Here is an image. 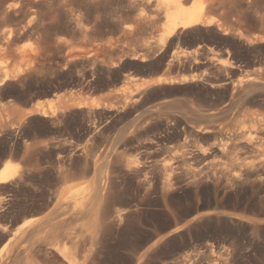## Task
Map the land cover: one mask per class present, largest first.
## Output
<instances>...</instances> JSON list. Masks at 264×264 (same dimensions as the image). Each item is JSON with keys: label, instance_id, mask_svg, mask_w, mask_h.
I'll return each mask as SVG.
<instances>
[{"label": "rangeland", "instance_id": "rangeland-1", "mask_svg": "<svg viewBox=\"0 0 264 264\" xmlns=\"http://www.w3.org/2000/svg\"><path fill=\"white\" fill-rule=\"evenodd\" d=\"M227 1L228 0H226V2ZM230 1H231V3H230ZM29 2H31V0H0V18H1L0 19V26L3 25V27H8V26L12 27L13 26L12 23H14V25H15L14 27L18 28L19 25H21V27H22V25H25V23L27 21V13L30 12L32 7H35V4H29ZM228 2L224 3V1H223V5L216 8L217 10L220 9V12L223 10L220 15H218L220 12L219 13L217 12L216 14H217V16L222 17V19H221V17H220V19L223 20V21H221L222 24H224L223 29L224 30L227 29L226 30L227 42L221 41L216 36H214L215 39H212V38H214L212 35L203 34L201 37L197 36V38H198V42L196 43L197 45L196 44L190 45L186 42V43L178 46L179 48H177L176 52H180V53L189 52L187 50H190V51H192L193 49L195 50V49H197L196 48V46H197L198 47L197 63L199 65L198 68H200L202 71L200 69H197L196 72L193 71V75H195V76L197 75V71L199 72L195 78L200 79L202 77L207 78V76H209L208 78L212 77L211 79L217 80L220 83V85L228 84V87H230V86L232 87L237 82L236 80H239L240 78L242 79V78L248 77L254 71H260V70L264 71V0H229ZM20 3L23 4L22 12H20L18 9L14 13H13V11H11V16L12 15L14 16L13 21L16 20L15 22H13L11 19V21H12V23H11L10 20L5 19L4 15H1V13H3V11L5 10V8L7 6H9V5L15 6L16 4L21 5ZM36 3H38L37 11L39 13L44 15V14H47L49 12V10L51 11V9H52V10H54L53 12H55L54 15L57 16L56 17L57 21H59L63 24L60 25V28H59L60 30L59 29H56V30L50 29L48 34L46 35V37L48 36L47 37L48 39L47 40L45 39L46 41L43 40V43L42 42L39 43L40 41L38 42L39 44L42 45V47H41V45H39L37 43L38 37H39L38 35L29 36L26 39L16 43V46H15L16 50H17V48H18V50H20V48H21L23 50L28 51V53L30 52V54H31V52L33 53V52L37 51L39 48L38 47V45H39L40 46L39 49L42 48L41 50L38 51V55L40 56L39 59L41 58V56H42V59L44 57L45 60L43 59L42 62H44L45 65H44V63L41 64V66L39 67L40 69L38 70V72H40V74L37 73L35 77H32L33 79L32 78L26 79L20 85V89L18 86L16 88L15 92H13L12 90H7L6 96L3 97L0 95V105L2 103V105L0 106V113H1L0 115L2 116V118L0 117V120H1L0 125L2 123H4L3 121H5V120L6 121L4 124H7V125H4L5 128L4 127L0 128V130H9L10 127L6 129V126L8 127V125L11 126L12 124L15 125L18 122V119H19L18 116H20V113L24 112L25 109H28V107H30V105H33V103H36L37 101H38L37 103L42 102L43 106L46 109H49L50 107H52V106H49V104H52L53 107L59 105V103H56L57 102L56 101L57 95L58 96L61 95V97L65 96L67 98V100L69 99V97H71L70 99H72V100L77 99V101L96 102V103L99 102L98 104H100L101 107L104 105L105 102H106L105 105H107V104L109 105V103H107V102H109L110 100L112 101V99L115 98V99H113V102L110 101L111 102L110 104H112V105L116 104V106H117V105H121L120 102H121V100L123 101V99H124V97L122 99V96L124 94H126L127 84L131 80H132V82H133V80H135L137 82V81H140L141 79H145V78L148 79L149 77H150L149 79H151V78H155L154 76L157 77V76H161V75L166 74V73L171 77H176V75L178 77H179V75L182 77L183 76L190 77L192 75L191 72L189 73L186 70L182 71V72H176V71L175 72L174 71L167 72L166 70H164V67H162L160 65L158 66V64H156V63L154 64L153 60H152L153 62L151 61V62L147 63V65H145L144 70L137 71L138 69L136 66L128 65V67L125 68L122 72H120L119 69L116 67L109 74L100 73L99 69H97L99 67H97V66H100L101 62H102L101 65H103L105 63L106 64H111V63L116 64L117 61L120 60V57H122V53H120V52L122 50H124V47L125 48L128 47L125 49V51L126 50L128 51L129 49L134 48L133 44L131 43L130 45H128L130 42L125 41L126 44L128 43L126 45L125 43H123L124 41L117 40L116 37L118 35L116 33L113 35L112 34H108V35L103 34V39H102V37L98 38L99 41H94L92 39H91L92 40L91 41L90 39H87V38L83 39V36H80L78 34L76 35L74 33H73V35H71L72 31H69L71 26L68 25L69 24L68 21L70 20L69 14H65L66 12H63L62 10L58 9L57 5L53 6V8L48 10L47 8H45V5L41 0H37ZM226 5H227V7H225ZM1 7H2V9H1ZM25 7L29 8V9H27L25 11V9H26ZM228 7L229 8L231 7L230 8L231 11H229ZM28 10H29V12H28ZM45 10H47V11H45ZM232 10H233V12H232ZM228 11H229V13H228ZM223 12H224V14H222ZM22 14H24V16H21ZM59 14H60V16H59ZM222 15H227V16H222ZM2 16L4 18H2ZM59 18L63 22L60 21ZM67 18H68V20L66 22ZM225 19H227V21H225ZM21 20L24 22V24ZM82 23L84 25H91V24L84 23V22H82ZM21 27L18 28V32L15 34V37L17 35H18L17 37L25 35V32L21 31L22 30ZM0 28H2V27H0ZM61 30H62V32H61ZM66 30H68V31H66ZM50 32H51V34H50ZM55 34L57 36H55ZM59 36H61L62 38L64 37V38L61 39V37H59ZM77 36H79V37L77 38ZM238 36H242L241 40H240V38H238ZM57 37H59V39L61 41L63 40V42L59 43L58 41H60V40ZM112 37H113V39H112ZM194 37L195 36H190L188 39H191ZM107 38L112 39V41H108ZM54 39H56L58 41L56 42V40H54ZM199 39H201L200 40L201 42L199 41ZM231 39H233V40H231ZM247 39L250 40L251 42L247 41ZM35 40H37V41H35ZM64 40H65V44H63ZM244 40L248 43H246ZM47 41H49L51 44H54L53 46L56 48L52 50V48H51L52 45L50 44L51 49H48L49 44ZM71 41H72L73 45H72ZM73 41H75V42H73ZM104 41L105 42L107 41L106 42L107 44ZM44 42L46 43V45L48 44V46H46L44 44ZM89 42H90V44H89ZM222 42H223V45H221ZM58 43L59 44L62 43V45H58ZM101 43L104 46L103 45L100 46ZM109 43L112 46H113V44H114V46L116 44L115 48H113L114 46L111 48L110 47L111 45ZM224 43L227 46H225ZM105 44L107 45V47ZM124 44H125V46L121 47ZM70 45H71V47H70ZM43 46H46V47H43ZM60 46H62V47H60ZM22 47H24V48H22ZM116 47H118L119 49L121 48V51L118 52ZM32 49H34V51ZM43 49L44 50L46 49V50L42 52ZM50 50H51L50 53L46 52V51H50ZM181 50H182V52H181ZM98 51H101V53ZM52 52H53L54 56H53ZM199 52H200V54H199ZM208 52H210V53H208ZM45 53L46 54L48 53V54L46 55ZM109 53H111V54H109ZM55 54H56V56H55ZM57 55L59 56L58 58H57ZM64 56H65V58H64ZM150 56H151L150 58H153L152 55H150ZM199 57H201V58H199ZM208 58L210 61L208 60ZM213 58H215V59L211 60ZM105 59L107 60V62ZM111 59H113V60H111ZM116 59H118V60L116 61ZM67 60L69 62H67ZM211 61H212L211 64L214 63L213 68H211L210 66L207 67V64H209ZM217 61H218V63H217ZM219 61H220V64H219ZM221 62L222 63L226 62V64L230 65V66L233 64L232 66H234V68L233 67L232 68H233L234 74L227 72V71H222L223 66H222ZM97 63L99 65H97ZM215 63H217V64H215ZM14 65H15L14 68L18 69L16 67V66H18V64L16 65L13 63L12 68ZM184 65L188 66V63H184ZM200 65H202V66L200 67ZM146 66H147V68H146ZM219 66L221 67V69ZM259 66L261 68H259ZM237 67H239V68H237ZM202 68H204V71ZM155 69H156V71H155ZM213 69H214V71H210ZM187 73L189 75H187ZM114 74H116V75H114ZM117 74L118 75L121 74V75H119L120 76V80H118L119 82L117 81V78H119V77H117ZM174 74H175V76H174ZM202 74L203 75L205 74V75L203 76ZM106 75H107V77H106ZM193 75L191 77H194ZM37 76H38V78H37ZM219 76L222 78H220ZM233 76H234V78H233ZM127 79L129 81H127ZM43 80H45V81L43 82ZM124 80H126V81H124ZM112 81L113 82L115 81V82L113 83ZM116 83H118V84H116ZM123 84H126V86ZM52 86L54 88L61 87V88H59L60 91L58 89L54 90ZM124 86L126 88H124ZM177 87H173L174 92L172 90L170 94L165 96V100H167L169 102L168 104L173 103L174 106H177L178 105L177 103L179 102L180 106L179 105L178 106L181 107V109L178 106H177V108L174 107V109H169V110L168 109L166 110L165 108L161 107L160 104L164 99L156 97L154 95L155 93L153 91V92L149 93V95H150L149 97H148V95L146 96V99H145V97L140 99L139 102L136 103L137 105H135L133 108L126 109V110L118 112L116 114H115V112L114 113L110 112L109 114H105L106 115L105 116L104 114H101L99 111H97V113L93 114L94 116L93 115L86 116L85 114L83 115V112L86 111L85 109L82 111L77 110L74 113L75 115H73V116L71 114L70 115L66 114L65 116H63L65 118L61 117L60 119H58V122L60 120L61 123L59 122V125H56L57 127H54V128L52 127V129L50 127H48V128H50L49 130L48 129L43 130L42 127H40L41 129L38 128L39 127L37 125L38 119L35 116H30L29 118H31V119L26 118V120L23 121L24 122L23 127H22V123H21V130H23V131L25 130L24 134H27V136H24V137H26L25 139L27 141H30L29 142L30 144H34L36 146V148H38L39 150H42V149L44 151H45V149L47 150L48 154L45 152L43 155H40V156L36 155L35 156L36 158L39 157L38 158L39 160L38 159H36V160L40 161V162H36V160H35V165L37 166L36 169H39L40 167L43 168L46 165L45 166L46 168L45 167L43 168L44 170L46 169V171H44L46 173L45 174L46 183L44 182L45 183L44 184L45 189L47 188V190H49V189L54 190V187L57 188V186H54L55 183H56V185H58V183H57L56 179L54 178V174H53L56 171L60 172L61 174L63 173L62 174L63 176L65 175L64 177H65V181L67 183L66 184L67 186L71 185L70 187H81L84 185L82 187L83 189L89 188L88 186L99 187V191H98L99 194L95 198L94 203L89 205V203L86 200H82L80 203L81 209H89L88 211H91V212L82 213V214H80V216L78 215L76 217V219L68 216L66 218V221L64 224V230L66 231V232H64V236L67 237L65 239V245H66L67 249H69L71 252H73V253L76 252V257H77L78 261H80V262L84 261L83 259H85V256L88 254V251L92 247V245H91V231L93 230L92 229V224L94 221L93 220V214L97 213V219H98V214L101 217L100 213L105 211V210L107 211L108 210L107 206H109V205H110L109 206L110 207L109 212L107 211V213H111V215L108 214L109 216L115 215V212L120 211V210H124V208L126 209L125 205H123V204L120 205V204H117L115 202H114V204L110 203V204L106 205L105 200H102V202L99 203L100 198H101L100 194L102 193L101 185H103V183L105 181H107V179L109 178L108 176H111L110 170H108L109 166L112 165L115 160H116V162H119V161H124L125 159H127V160L131 159L133 161H138L141 164H142V162L144 163V161L148 164V161H149V164L150 163H157L158 165H161V164L168 165V164H170V159L175 158L177 156V154L179 156L178 151H181L180 152L181 154H182V152L184 154H187V155L191 154L192 158L189 159L188 161H186V163H184V164L182 162L179 164L180 166L176 170V173L178 172L177 180H176L177 185H176V187L171 189V191H170L171 193L169 192L166 200H162L160 198V195L158 193H156L154 190H152L147 196H142V198L143 197H145V198H143L144 200L142 198L140 200V205L138 207L139 212L136 210V212H134V214L130 213V215L132 217L129 215L128 219L126 220V221H128L129 218L131 217L130 220L125 223V225H127L126 231H128V232L127 233L125 232L123 235H117V236L114 235L110 241L111 244L110 245L108 244L109 247H107L103 251V254L101 253L98 256L100 259L98 257L96 258V259H98L97 260L98 262L95 259L94 264H96V263L97 264H142V263H144V260L142 261V259H141L140 261H138V259L141 256L142 251L144 249L152 247L156 240H158L160 238L167 237L170 234L171 230H176V231L178 230V233L175 234L173 237H171L170 240H172V241H170L169 239L167 240L166 243L168 246L166 245V243H164L165 246L162 245L161 248L157 249L158 251L155 250V252H150V259H148L146 261L147 264H149V263L150 264H179V263H181V264L185 263L186 264L187 259L184 256L188 255L187 253L189 251H190L189 255L191 254L190 257L193 256L192 258H194L196 260L197 264H201L202 260H203L202 264H264V179H263L264 174H261V172H260L262 170V168L264 169V165H263L264 162L258 161L260 158L259 156L264 155V146H262L264 144V126L260 127L261 129H263V132L261 134L257 135V134H254V129H252L251 125L246 121V116L249 114H252V113L264 116V105H263L264 102H262L264 100V88L257 90L258 92L256 91V93H253V94L249 93L248 96L246 95V97L244 96V97H241L240 99L234 98L233 94H231V91L229 93H227L224 89H222L221 91H220V89H218L215 91L216 92L218 91L219 93L218 92L216 93L214 91L213 92L210 91V92H208V96L201 95L200 98L202 99V101L198 104L197 101L191 95L187 96L188 94L182 93V92H184L183 91L184 86H177ZM46 90H51V92H53V93L50 92V94L47 96L36 97L35 99H33L32 103L30 105L28 104L26 106L23 103L25 98L27 99V97L29 95H31L32 93H34V91L40 93V92H46ZM121 93H122V95H121ZM214 93L217 96L214 95ZM256 94H259L263 97H262V99L260 98L258 100V102H256V105H255V103H251L250 100ZM117 95L119 98L117 97ZM151 95H153V96H151ZM19 96H21V97H19ZM210 96H212V97L214 96V97L212 98ZM229 96H231L232 98ZM191 98H193V99H191ZM158 99H160V100H158ZM204 99H206L207 101ZM117 100H119V101H117ZM103 101H104V103H103ZM186 102H187V104H186ZM183 104H184L185 108L182 106ZM8 105H10V106H8ZM185 105L186 106L188 105L187 106L188 109H186ZM214 105L216 107H213ZM199 106H200V110L202 109L203 111H209V109L211 111H213V108L214 109L217 108V110L222 109V110L226 111V113H224V114L218 113L217 114L218 116L215 115V117H213L209 121L197 122L196 119L194 120V117L192 116L191 112H193L196 109L199 110ZM4 107H5V109H4ZM8 107H11V109L13 107V110L18 115L17 118H15L16 115L14 116L10 111L11 109ZM2 109H4L5 111ZM132 109H134V110L132 111ZM226 109H228L229 111H227ZM6 110H9L10 113ZM51 111H53V110L50 109V112ZM2 112H3V114H2ZM122 112H124V114ZM130 112H132V113H130ZM4 113L6 114V116ZM57 113H59V112H57ZM127 113H129V114H127ZM10 114H11V116H10ZM7 115L10 117H13V118H9ZM3 116L6 118L3 119L4 118ZM33 118H35V120ZM56 118H59V114H57ZM74 118H76V119H74ZM2 119H3V121H2ZM10 119H12V120H10ZM13 119L15 120L16 123H11L12 121L14 122ZM235 120H237L236 121V122H238L237 124L235 123ZM36 121H37V123H36ZM30 122H32V124ZM179 122H185L187 124L197 123L199 125L201 124L202 126L206 125L208 127H212V128L214 127L215 128L214 130L217 132V134L209 135V137L208 136H201V137H199L200 139L197 138L198 140L196 138H194L190 135H186V134L183 135L184 137H182V136L178 137L177 133L174 132V129H177L178 131H180ZM10 123H11V125H10ZM165 123H168L169 127L172 130V131L170 130L171 133L170 132L164 133L165 130L161 125L165 124ZM145 126H146V130L144 128ZM242 130H244L246 132H250V133H252V135H254L253 136L254 137V143H256V144L254 145V149H252L251 152L249 149L248 150L245 148L243 149L242 148L243 146L241 147L240 145L235 144L236 142L231 141L232 135L234 133H238ZM31 131L32 132L34 131L33 132L34 134ZM29 132H31V133H29ZM155 138H157V139H155ZM159 138H160V140H159ZM162 140H164V141H162ZM36 141H37V143H36ZM40 141H42L43 143ZM46 141L49 144H47ZM184 142L186 144H184ZM38 143L39 144L42 143L43 145L41 144V146H40ZM44 143H46V145H44ZM212 144H213V146H212ZM38 145L40 146V148ZM46 146H48V147L45 148ZM140 146H142V147H140ZM49 147H50V149H49ZM210 147H211V149H210ZM220 147L223 149H221ZM184 148H186L187 151L182 150ZM221 150H223V153L221 152ZM259 150H261V151H259ZM203 151H205L206 153ZM188 152H190V153H188ZM200 152H201V154H200ZM203 153L206 155V157L202 156ZM147 154H148V156L150 154L149 158H148ZM157 154H158V156H157ZM194 154H196V155H194ZM98 155L104 156L107 160L104 157H102L103 158L102 159L100 156L98 158ZM172 156H175V157H172ZM40 157H41V159H40ZM96 157H97V159H96ZM144 158H146V159H144ZM194 158H198V159H194ZM18 159L11 158L10 160L11 161L13 160V162L15 161V163H19L20 159L19 160ZM70 159H71V161H70ZM100 159H102L101 160L102 162L99 161ZM150 159H151V161H150ZM94 160H97L98 163L100 162L99 164L96 165L97 166L96 170H92V171L88 172L87 174H82V172L80 170L84 167V165L86 163L88 165H90V164H92V162ZM103 160H105V161H103ZM153 160H156V161L154 162ZM106 162L109 165L108 167L104 166V164ZM167 162H168V164H167ZM188 162L190 164H188ZM68 163H69V165H68ZM146 163H144V165H147ZM171 163H172V161H171ZM37 164H39V165H37ZM184 165H185V167H184ZM251 166H252V169H250ZM247 167H248V171L246 172ZM257 167H258V170H257ZM179 168H181V169H179ZM192 168L194 170L198 169L197 171L199 172V173L197 172L198 174L195 177V179H197V178L199 179V181H197V182L200 184L199 185V193L196 196L193 194V190H192L193 187H191L189 185L190 184L189 182L192 181L193 177L188 173L191 170H193ZM253 168L256 170H254ZM244 169H245V171H244ZM179 170L181 171V173ZM186 170H187V172H186ZM188 170H189V172H188ZM238 171H239V173H238ZM254 171H255V174H254ZM47 172H50V174ZM51 173L53 174V176ZM101 173L103 174V176H99V175H101ZM257 173H260V174H257ZM181 174H182V176H181ZM236 174H238V175H236ZM46 175H47V178H46ZM232 175L234 177L236 176V178L232 177ZM240 175H242L243 177L242 176L240 177ZM208 176L210 178H208ZM238 176L240 178H237ZM202 177H204V178L202 179ZM47 180H49V181H47ZM210 180H212V183L216 187H214L211 184ZM102 181H103V183H102ZM125 182L126 181H124V184L122 185V181H120L118 183V184H120L119 185L120 187H118L116 189H119V191H121V190L125 191V189H127V185L125 184ZM250 182H251V185H250ZM261 183H262V185H261ZM218 184L221 187L218 186ZM49 185H52V187L51 186L49 187ZM121 187H123V188H121ZM116 189L114 188V189H112V191H117ZM200 191H201V193H200ZM210 193H212V194H210ZM157 194L159 196H157ZM142 201H144L143 204H142ZM192 201H194V202H192ZM97 203H98V205H97ZM215 204H217V205H215ZM111 205L115 206L116 208H114L113 206L111 207ZM168 205L171 206V208L168 207ZM105 207H106V209H105ZM195 208L198 209L199 214L197 213V211L196 212L194 211ZM111 210H113L115 212H112ZM94 211H96V212H94ZM124 212L125 211H123V214H124ZM163 212H165L164 213L165 217H164ZM172 212H173V214H171ZM186 213H188V214H186ZM90 214H91V216H90ZM121 214H122V212H121ZM202 214H210L211 219L210 220H206V219L205 220H199V219L196 220V218H199V216ZM136 215H138V216L136 217ZM173 215H175L176 217ZM181 215H182V217H181ZM17 216H18V218H17ZM81 216H83V218H80ZM177 218H179V219H177ZM231 218L234 221H235V219L240 220V221H238L240 223L234 222ZM21 220L22 219H21L20 215H16L15 217L13 216V218H12V216H11V218H10V216H7L1 221V224L6 225V227H8V230L12 231L13 229H15V227L18 226V224L21 223ZM131 220L134 222H132ZM214 220H215V222H214ZM214 223H216V224H214ZM174 224H176V226ZM172 225H174V226H172ZM254 225H255V227H254ZM199 226H202V227H199ZM129 227H131L132 229ZM173 227H175V228H173ZM161 228H162V230H161ZM165 228L167 230L168 229L169 230L167 231ZM127 229H129V230H127ZM216 229H218V230H216ZM149 230L151 231L150 233H149ZM186 231H188V235L184 237V235L182 233H185ZM68 233H70V234H68ZM130 233H132V234H130ZM198 233H200V234H198ZM65 234H67L68 236ZM153 234H154V236H153ZM70 236L72 238H70ZM68 238L73 239V240L70 241V239H68ZM174 238H176V239H174ZM128 241H130L132 244ZM189 241H190V245L185 247L186 245H188ZM0 243H3V244H0V247H2L4 245V242L0 241ZM123 244H124V246H123ZM127 244H128V246H127ZM173 247H175V248H173ZM137 248L139 250H137ZM208 251H211L212 253L208 252ZM191 252L192 253L194 252V255ZM184 254H186V255H184ZM211 256H212V258H211Z\"/></svg>", "mask_w": 264, "mask_h": 264}, {"label": "bare ground", "instance_id": "bare-ground-1", "mask_svg": "<svg viewBox=\"0 0 264 264\" xmlns=\"http://www.w3.org/2000/svg\"><path fill=\"white\" fill-rule=\"evenodd\" d=\"M36 1L35 0H33V1L31 0V2H29V4H35V7L31 6L32 9L30 10V12H29V10H28L29 13L26 12L27 13V21H26L25 25H22V27H21V25H19V27H18V28L21 27V29H22L21 31L22 32L23 31L25 32L24 36L17 37L18 36L17 35L15 37V34L18 32V28L14 27L15 25H14V23H12V21L14 20V16L13 15H12L13 17L11 16V11H13V13H14L18 9L20 12H22L23 4L20 3L21 5H19V4L17 5L16 4L15 6L9 5V6H7L5 8L3 13H1V15L5 16L6 20H10L11 21V19H12L11 23L13 25V26L11 25L12 27H9V26L8 27H3V25L0 26V27H2V28H0V95L3 96V97L7 95L6 94L7 90H12L13 92H15L16 88L18 86H19V89H20V85L26 79H28V78L30 79L32 77H35L37 73L40 74V72H38V70L40 69L39 67L41 66V64L44 63V62H42L44 57L42 59V56H41V58L39 59L40 56L38 55V51L42 49V48L39 49L40 48L39 45H41L39 43H41V42L43 43V40H45V39L47 40L48 39L47 38L48 36L46 37V35L48 34L50 29H52V30L59 29L60 25L63 24V23L57 21V19H56L57 16L54 15L55 12H53L54 10L51 9L55 5L58 6L57 7L58 9L62 10L63 12H66L65 14H69L70 15V20L68 21L69 22L68 25L71 26V27H70V30L69 29L68 30L72 31L71 35H73V33H74L76 35L78 34L80 36H83V39L87 38V39H90V40L92 39L94 41H99L98 38L102 37V39H103V34L104 35L105 34H107V35L108 34H112L113 35V34L116 33L118 35L116 37L117 40L124 41L123 43H125V41L126 42H130L129 44L127 43L128 45H130L131 43L133 44L134 48L133 49H129L128 51L127 50L125 51V49L128 48V47H126V48L124 47V50H122V51H121V48L119 49L118 47H116L118 52L121 51L120 53H122V57L119 56L120 60L116 59V61L118 60L116 64L115 63L114 64L113 63H111V64H106L105 63L106 65L105 64L101 65V63H102L101 62L100 66H97V67H99L97 69H99L100 73L109 74L116 67L119 69L120 72H122L125 68L128 67V65L136 66L137 69H138L137 71L144 70L145 65H147V63H149V62H151L153 60L154 64L156 63V64H158V66L160 65V66L164 67V70H166L167 72H169V71L182 72V71L186 70L189 73L191 72L192 75H193V71L196 72L197 69H200V68H198L199 65L197 63V60H198L197 59L198 47L196 46L197 49H195V50L194 49L192 51L187 50L189 52L180 53V52H176L177 48H179L178 46H180L181 44H184L186 42L188 44H190V45H194V44H196L198 42L197 36L201 37L203 34H205V35L210 34L213 37L216 36L217 38H219L223 42H227V40H226L227 39L226 38L227 37L226 30L227 29L226 28H225L226 30L223 29V25L224 24H222V22H221V21H223V20H221L222 17L220 16L221 17V19H220V17L217 16V14H216L217 12L218 13L220 12V9H218L219 10L218 11L216 8L222 6L223 5V1H224V3H227L229 0L227 2H226V0H41L44 3L45 8H47L48 10L51 9V11L49 10V12L48 13L46 12L47 14H44V15H42L41 13H39L37 11V7H38V3L39 2L36 3ZM230 3H231V1H230ZM225 7H227V5ZM230 8H229V11H231ZM1 9H2V7H1ZM27 9H29V8H26L25 11ZM45 11H47V10H45ZM229 11H228V13H229ZM221 12L218 15H220ZM232 12H233V10H232ZM222 14H224V12ZM21 16H24V14H22ZM59 16H60V14H59ZM222 16H227V15H222ZM2 18H4V17L2 16ZM67 20H68V18L66 19V22H67ZM15 21H13V22H15ZM60 21H62V20L60 19ZM225 21H227V19H225ZM82 22L88 23V24H91V25H84ZM23 24H24V22H23ZM68 30H66V31H68ZM51 32H50V34H51ZM61 32H62V30H61ZM34 35H38L39 36L38 37V41L37 40H35V41H37V43L40 41L38 43L39 44L38 45L39 48H38L37 51H35L33 53L31 52V54H30V52L28 53V51L23 50L21 48H20V50H18V48L16 50L15 46H16L17 42H20V41L26 39L27 37L34 36ZM55 36H57V35L55 34ZM61 36H59V37H61ZM190 36H195V37L191 38V39H188ZM242 36H238V38H240V40H241ZM59 37H57V38L59 39ZM78 37L79 36H77V38ZM63 38L61 37V39H63ZM56 39H54V40H56ZM109 39H108V41H112L113 37H112V39H110V40ZM212 39H215V37L212 38ZM200 40L201 39H199V41ZM231 40H233V39H231ZM49 41H47L49 46H48V44L46 45L45 42H44V44L49 47L48 49H51V48H52V50L55 49L56 47L53 46L54 44H51L52 42L50 41L51 42L50 43ZM57 41L58 40H56V42ZM247 41H250V40L247 39ZM58 42L59 43L63 42V40L62 41L60 40ZM73 42H75V41H73ZM223 42H222L221 45H223ZM59 43H58V45H62V43L61 44H59ZM71 43H72V41H71ZM246 43H248V42H246ZM50 44L52 45L51 48H50ZM63 44H65V40H64ZM89 44H90V42H89ZM125 44L122 45L121 47L125 46ZM72 45H73V43H72ZM102 45L103 44L101 43L100 46H102ZM224 45H225V43H224ZM46 46H43V47H46ZM113 46H114V44H113ZM113 46L111 45L110 47L112 48ZM115 46H116V44H115ZM115 46L113 48H115ZM225 46H227V45H225ZM41 47H42V45H41ZM60 47H62V46H60ZM70 47H71V45H70ZM106 47H107V45H106ZM22 48H24V47H22ZM32 50L34 51V49H32ZM45 50L43 49L42 52L45 51ZM46 52L50 53L51 50L50 51H46ZM98 52L101 53V51H98ZM181 52H182V50H181ZM208 53H210V52H208ZM52 54H53V52H52ZM109 54H111V53H109ZM199 54H200V52H199ZM150 55H152L153 58H150L151 57ZM53 56H54V54H53ZM55 56H56V54H55ZM58 57L59 56L57 55V58ZM64 58H65V56H64ZM199 58H201V57H199ZM214 59L215 58H213L211 60H214ZM111 60H113V59H111ZM208 60H209V58H208ZM67 62H69V61L67 60ZM106 62H107V60H106ZM13 63L16 64V65L18 64V66H16L18 69L14 68L15 65L13 66L14 69L12 68V64ZM184 63H188V66H185ZM211 63H212V61L209 64H207V67L210 66L211 68H213V66H214L213 64L214 63L213 64H211ZM217 63H218V61H217ZM217 63H215V64H217ZM219 64H220V61H219ZM221 64L223 66V70L222 71H227V72H230V73L234 74V72H233L234 66H232L233 64L231 66L227 65L226 62H224V63L221 62ZM44 65H45V63H44ZM97 65H99V64L97 63ZM201 66L202 65H200V67ZM146 68H147V66H146ZM237 68H239V67H237ZM259 68H261V67L259 66ZM202 69L204 71V68H202ZM220 69H221V67H220ZM155 71H156V69H155ZM210 71H214V69L210 70ZM198 73L199 72L197 71V75H198ZM166 74H163V75L160 74L161 76H157V77L154 76L155 78H151V79H149L150 77L149 78L147 77L148 79H146V78L145 79H141L140 81H137V82L135 80H133V82H132V80L129 81L127 79V81H129V83L127 84V90H126L127 92H126V94H124L125 96L124 95L122 96V99H123V97H124V99H123V101L121 100V102H122V103L120 102L121 105H117V106H116V104L115 105L110 104L111 102H113V99H115V98H113L112 101L109 99L111 101V102L110 101L107 102V103H109V105L108 104L105 105L106 102L104 103V101H103L104 105L101 107L100 104H98L99 102L96 103V102L77 101V99H74V100L70 99L71 97H69L70 100L69 99L67 100V98L65 96L61 97V95H59V96L57 95V98H56L57 100L55 99L57 101L56 103H59V105H57L58 107L55 106L56 108L53 107L52 104L48 103L49 106H52V107H50L49 109H46L43 106V103L42 102L37 103L38 101L36 103H33V105H30L32 103L33 99H35L36 97L49 95L51 90H46V92H40V93L34 91V93L29 95L27 97V99L25 98L23 103L26 106L29 104L30 107H28V109H25L24 112H21L22 114L19 112L20 116H18L17 113L13 110V107H12V109H11V107H8V108L11 109V110L9 109L11 111V113L14 116L16 115L15 118H17V116H18L19 119H18L17 123L13 119L14 122L12 121L11 123H16L15 125L14 124L11 125V123H10L11 126H9V125H8V127L6 126V129L10 127L9 130H0V241L4 242V245L2 247H0V264H94L95 263V259L101 253L103 254V251L107 247H109L108 244L109 245L111 244L110 241H111V239L113 238L114 235L115 236L123 235L125 232L126 233L128 232V231H126V226L127 225H125V223L128 222L130 220V218L132 217L130 215V213L134 214V212H136V210L139 212L138 207L140 205V200H141L142 196H147L152 190H154L156 193H158L160 195V198L162 200H166L167 195L169 194L171 189L176 187V185H177L176 180H177L178 172L176 173V170L180 166L179 164L181 162L184 164V163H186V161H188L189 159L192 158L191 154H189L190 155L189 156L187 154H184L183 152L181 154L180 153L181 151H178L179 156H178V154L176 156L177 158L175 156H172V157H175V158H171L170 159V164H168V162H167L168 165H164V164L158 165L157 163H150L149 164V161H148V164L144 161V163L147 164V165H144L143 162L141 164L138 161H133L131 159L130 160L125 159L124 161H119V162H116V160H115L114 163L112 165H110V166L106 162L104 164V166H106V167L109 166L108 170H110L111 176H108L109 178L104 183L102 181V183H103V185H101L102 193L100 194L101 195L100 201L99 200L98 201H99V203H101L102 200H105V204L106 205L110 204V203L114 204V202L117 203V204H120V205L123 204V205L126 206V209L124 208V210H120V211H117V212L111 210L112 212H115V215L112 214L113 216H109L108 214L111 215V213H107V211L109 212V209H110V207H109L110 205H109V206H107V208H108L107 211L105 210V211L100 213L101 217L98 214V219H97V213L93 214V220H94L93 224H92V229L93 230L91 231V245H92V247L88 251V254L85 256V259H83L84 261L80 262V261L77 260L76 252H74V253L71 252L69 249H67V247L65 245V239L67 237L64 236V232H66L64 230V224H65L66 218L68 216L76 219V217L78 215L80 216V214H82V213L91 212V211H88L89 209H81L80 203H81L82 200H86L89 203V205L94 203L95 198L99 194L98 193L99 187L88 186L89 188H87V189H83L82 188L84 185L81 186V187H70L71 185L70 186L68 185L69 186L68 187L66 185L67 183L65 181V177H64L65 175L63 176L62 175L63 173L61 174L60 172L56 171V172H54V173L52 172V173L54 174V178L56 179V181L58 183V185H56V183L54 185V186H57V188L54 187V190L53 189L52 190H50V189L47 190V188L45 189V187H44L45 185L44 184L46 183V180H45V174L46 173L44 171H46V169L44 170L43 168L46 165L43 168H41L39 166L40 168L36 169L37 166L35 165V160L38 159L39 157L36 158L35 156L36 155H38V156L43 155L45 152L47 153V150L45 148H47L48 146H46L44 148L45 151L42 149L43 147L41 148L42 150H39L38 148H36V146L34 144H30L29 143L30 141H27L25 139L26 137H24V136H27V134H24L25 130L24 131L21 130V123H22V127H23V124H24L23 121L26 120V118H29L30 116H35L38 119V123L36 121L37 125L39 126L38 128L42 127L43 130H46V129L49 130L50 128L52 129V127L53 128L57 127L56 125H59V122H60V120L58 122V119H60L61 117L65 116L66 114H68V115L71 114L73 116V115H75L74 113L77 110L78 111H82L84 109L86 111L83 112V115L85 114L86 116L93 115V114L97 113V111H99L101 114H104V115L105 114H109L110 112H113V113L115 112V114H116V113L124 111L126 109L133 108L135 105H137L136 103H138L140 99H142L144 97L146 99V96L148 95V97H149L150 96L149 93H151L153 91H154V93H155L154 95L156 97L164 99L163 101L161 100L162 101L161 104H160L161 107L165 108L166 110L167 109L168 110L169 109H174V107L177 108V106L179 105V102L177 103L178 104L177 106H174L173 103L172 104H168L169 102L167 100H165V96H167L168 94L171 93V91L173 90V87H177V86H184V89H183L184 92H182V93L188 94L187 96L191 95L197 101L198 104L202 101V99L200 98L201 95L208 96V92H210V91L211 92H213V91L216 92L215 90H218V89H220V91L222 89H224L227 93H229L231 91V94H233L234 98H239L240 99L241 97H244V96L246 97V95L248 96L249 93L253 94V93H256L257 90H260V89L264 88V71L263 70L262 71L261 70L260 71H254V72H252V74L250 76L242 78V79L240 78L239 80H236L237 82L234 85L232 84L233 86L232 87L230 86L231 88L228 87V84H225V83H224L225 85H223V84L220 85V83L217 80L211 79L212 77L208 78L209 76H207V78H203L202 77L200 79H196L195 77L197 75L196 76L193 75L194 77H191L192 76L191 74H190L191 75L190 77H187V76H183L182 77L180 75H179V77L177 75H176V77H171L168 74L167 75ZM114 75H116V74H114ZM119 75H121V74H119ZM119 75L117 74V77H119V78H117V81L120 80V76ZM187 75H189V74L187 73ZM174 76H175V74H174ZM106 77H107V75H106ZM37 78H38V76H37ZM220 78H222V77H220ZM233 78H234V76H233ZM44 81L45 80H43V82ZM124 81H126V80H124ZM116 84H118V83H116ZM123 85L126 86V84H123ZM125 86H124V88H126ZM59 88H61V87H57V88L53 87L54 90H56V89L59 90ZM173 92H174V90H173ZM51 93H53V92H51ZM121 95H122V93H121ZM214 95H216V94L214 93ZM151 96H153V95H151ZM231 96H229V97H231ZM19 97H21V96H19ZM117 97H118V95H117ZM210 97H212V96H210ZM262 97L263 96H261L259 94H256V95H254L251 98L250 102L251 103H255V105H256V102H258V100L260 98L262 99ZM193 98H191V99H193ZM206 99H204V100H206ZM158 100H160V99H158ZM117 101H119V100H117ZM262 102H264V100ZM186 104H187V102H186ZM1 105H2V103H1ZM8 106H10V105H8ZM182 106L184 107V104ZM187 106H186V109H188ZM200 106H199V110L196 109L193 112H191L192 116L194 117V120L196 119L197 122L209 121L213 117H215V115H217L218 113H220V114L226 113V111H224L222 109L221 110L220 109L217 110V108L216 109L213 108V111H211L210 109H209V111H203L202 109L200 110ZM213 107H216V106L214 105ZM179 108L181 109V107H179ZM4 109H5V107H4ZM4 109H2V110H4ZM50 109H52L53 111L50 112ZM9 110H6V111H8L10 113ZM133 110L134 109H132V111ZM226 110L229 111L228 109H226ZM3 112H2V114H3ZM57 112H59V113H57ZM122 113L124 114V112H122ZM130 113H132V112H130ZM57 114H59V118H56ZM127 114H129V113H127ZM5 116H6V114H5ZM10 116H11V114H10ZM10 116H8V117L9 118H13V117H10ZM0 117L2 118L1 115H0ZM5 118L6 117H4L3 119H5ZM63 118H65V117H63ZM3 119H2V121H3ZM29 119H31V118H29ZM33 119L35 120V118H33ZM74 119H76V118H74ZM10 120H12V119H10ZM5 121H3V122L5 123ZM236 121L237 120H235V123L237 124L238 122H236ZM246 121L251 125V128L254 129V134L258 135V134H261L263 132V129H261L260 127L264 126V116L252 113V114H249V115L246 116ZM4 123H2L0 125L1 126L0 128H3V127L5 128L4 125H7V124H4ZM30 123L32 124V122H30ZM161 126L165 130L164 133H169L170 132L171 128L169 127L168 123L162 124ZM48 127H50V128H48ZM144 128L146 130V126ZM179 128H180V131H178L177 129H174V132L177 133L178 137H180V136L184 137L183 135L186 134V135H190V136H192V137L197 139V138H199L201 136H208L209 137V135L217 134V132L214 130L215 129L214 127L212 128V127H208L206 125L202 126L201 124L199 125L197 123L187 124L185 122H179ZM31 132H29V133H31ZM253 136L254 135H252V133L242 130V131H240L238 133H234L232 135V137H231V141L232 142H236L235 144L240 145L241 147L243 146L242 147L243 149L244 148L247 149V150L249 149L250 152H251V150L254 149V145L256 144V143H254V137ZM160 138H159V140H160ZM155 139H157V138H155ZM162 141H164V140H162ZM40 142H42V141H40ZM36 143H37V141H36ZM46 143H47V141H46ZM46 143H44V145H46ZM41 144H39V145L41 146ZM47 144H49V143H47ZM184 144H186V143L184 142ZM40 146H39V148H40ZM212 146H213V144H212ZM262 146H264V144ZM140 147H142V146H140ZM49 149H50V147H49ZM210 149H211V147H210ZM221 149H223V148H221ZM182 150H186V148H184ZM259 151H261V150H259ZM203 152H205V151H203ZM221 152L223 153V150H221ZM188 153H190V152H188ZM196 154H194V155H196ZM200 154H201V152H200ZM99 156L101 158L104 157V156L98 155V158H99ZM147 156H148V154H147ZM149 156H150V154H149ZM149 156H148V158H149ZM157 156H158V154H157ZM202 156L206 157V155L204 153L202 154ZM259 157H258L259 160L258 159L257 160L264 162V155L263 156L260 155ZM11 158H15V159L19 158L20 160L19 159L18 160L20 162L19 163H15V161L13 162V160L12 161L10 160ZM40 159H41V157H40ZM96 159H97V157H96ZM102 159H100L99 161H101ZM144 159H146V158H144ZM194 159H198V158H194ZM70 161H71V159H70ZM103 161H105V160H103ZM150 161H151V159H150ZM153 161L155 162L156 160H153ZM171 161H172V163H171ZM36 162H40V161L36 160ZM99 163H98L97 160H94L92 162V164H90V165H88L86 163L84 165V167L82 166L83 167L82 169L80 168L81 169L80 171L82 172V174H87L88 172H90L92 170H96V168H97L96 165L99 164ZM39 164H37V165H39ZM188 164H190V163L188 162ZM68 165H69V163H68ZM263 165H264V163H263ZM184 167H185V165H184ZM179 169H181V168H179ZM250 169H252V166H251ZM197 170L193 169L190 172L188 170V172H189L188 174H190L193 177L192 181L189 182L190 183L189 185L191 187H193L192 190H193V194L195 196L199 193V185H200L197 182V181H199V179L198 178H197L198 180L195 179L196 175L199 173ZM254 170H256V169H254ZM257 170H258V167H257ZM244 171H245V169H244ZM247 171H248V167H247L246 172ZM186 172H187V170H186ZM260 172H261V174H264V169L262 168V170ZM47 173L50 174V172H47ZM180 173H181V171H180ZM238 173H239V171H238ZM53 174H52V176H53ZM254 174H255V171H254ZM257 174H260V173H257ZM236 175H238V174H236ZM242 175H240V177ZM99 176H103V174L101 173V175H99ZM181 176H182V174H181ZM232 177H234V176L232 175ZM240 177L238 176L237 178H240ZM46 178H47V175H46ZM203 178L204 177H202V179ZM208 178H210V177L208 176ZM234 178H236V176ZM263 179H264V177H263ZM47 181H49V180H47ZM120 181H122V185L124 184V181H126L125 184L127 185V189H125V191H122V190L119 191V189H116V188L120 187L119 186L120 184H118ZM210 181H211V184L214 186V184L212 183V180H210ZM250 185H251V182H250ZM261 185H262V183H261ZM50 186L52 187V185H49V187ZM218 186H220V185L218 184ZM214 187H216V186H214ZM114 188L117 191H112V189H114ZM121 188H123V187H121ZM200 193H201V191H200ZM158 194H157V196H159ZM210 194H212V193H210ZM143 198H145V197H143ZM143 202L144 201H142V204H143ZM192 202H194V201H192ZM97 205H98V203H97ZM169 205H168V207L171 208V206H169ZM215 205H217V204H215ZM112 206L113 205H111V207ZM113 207L116 208L115 206H113ZM105 209H106V207H105ZM123 211H125L124 214H123ZM194 211L195 212L197 211V213H198V209L197 208H195ZM94 212H96V211H94ZM121 212H122V214H121ZM164 213L165 212H163V214ZM91 214H90V216H91ZM171 214H173V212ZM186 214H188V213H186ZM16 215H20L22 220H21V223L18 224L17 227H15V229H13V230L11 229L12 231L8 230V227H6V225H2L1 224V221L5 217L10 216V218H11V216H12V218H13V216L15 217ZM129 215L131 217L129 218L128 221H126L128 219ZM138 215H136V217ZM83 216H81L80 218H83ZM173 216H175V215H173ZM164 217H165V214H164ZM181 217H182V215H181ZM17 218H18V216H17ZM177 219H179V218H177ZM198 219L199 220H205V219L206 220H210L211 218H210V214H202V215L199 216V218H196V220H198ZM238 221H240V220L235 219L234 222L240 223ZM132 222H134V221H132ZM214 222H215V220H214ZM214 224H216V223H214ZM174 225L176 226V224H174ZM174 225H172V226H174ZM199 227H202V226H199ZM254 227H255V225H254ZM129 228H131V227H129ZM173 228H175V227H173ZM127 230H129V229H127ZM161 230H162V228H161ZM216 230H218V229H216ZM150 232L151 231L149 230V233ZM177 233H178V230L177 231L176 230H171L170 234L167 237L160 238V239L156 240L152 247L144 249V250L142 249L143 251H142L141 256L138 259V261H140L142 259V261L144 260V263H142V264H145L146 261L148 259H150V252H155V250H157L158 248H161L162 245L165 246L164 243H166L168 239L170 240L171 237H173ZM68 234H70V233H68ZM130 234H132V233H130ZM182 234L185 237V236L188 235V231H186L185 233H182ZM198 234H200V233H198ZM65 235H67V234H65ZM153 236H154V234H153ZM70 238H72V237L70 236ZM70 238H68V239H70ZM174 239H176V238H174ZM72 240L73 239H70V241H72ZM170 241H172V240H170ZM128 242H130V241H128ZM0 244H3V243H0ZM166 245H167V243H166ZM189 245H190V241L188 242V245H186L185 247H187ZM123 246H124V244H123ZM127 246H128V244H127ZM173 248H175V247H173ZM137 250H139V249L137 248ZM208 252H211V251H208ZM189 253H190V251L187 253L188 255L184 254V255H186L184 257H186V259H187L186 260L184 258L186 260V262H187L186 264H197L196 260L194 258H192L193 256L190 257L191 254L189 255ZM192 254L194 255V252ZM211 258H212V256H211ZM97 260L98 259H96V261ZM202 263H203V260H202ZM179 264H181V263H179Z\"/></svg>", "mask_w": 264, "mask_h": 264}]
</instances>
